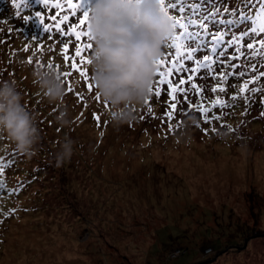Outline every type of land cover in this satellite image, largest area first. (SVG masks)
I'll return each instance as SVG.
<instances>
[{
  "label": "rangeland",
  "instance_id": "obj_1",
  "mask_svg": "<svg viewBox=\"0 0 264 264\" xmlns=\"http://www.w3.org/2000/svg\"><path fill=\"white\" fill-rule=\"evenodd\" d=\"M59 2L62 8L54 11L51 4L45 8L41 0H26L27 9H21L17 17L12 0H0V84L16 83L21 102L39 129V141L31 154L18 152L0 131V147L5 148H0V164L6 179L11 188L22 185L10 199L0 197V264H147L149 254L160 255L168 264H189L194 259L195 264H264V94L248 92L247 102L237 99L227 108L213 109L221 120L210 124L203 123L199 113L188 109L178 96L180 103L169 121L164 117L169 111L167 85H161L159 97L149 93L147 103L126 106L135 119L117 126L109 116L111 105L105 107L102 97L96 101L88 90L91 83L97 92L90 64L80 65L88 73L87 81L76 72L64 77L62 73L70 71L71 64L62 56V37L55 31L47 35L33 15L41 13L50 29L56 27L51 17L66 15L69 19L60 26L67 31L83 12L90 11L95 0H72L80 3L75 15L67 8V0ZM147 2L153 4V0ZM207 2L214 12L228 8L232 14L235 9L253 18L261 4V0ZM188 5L184 6L185 19L192 16L187 11L192 1ZM219 14L221 19L226 15L223 11ZM28 15L31 19L25 23L23 17ZM232 20L237 21L233 27H212V22L209 27L225 32V41L239 35L237 29L250 31L251 21H240L238 16ZM87 23L89 20L80 26L82 30H87ZM190 30L198 31L196 27ZM175 35L177 30L171 36ZM250 37L255 39L246 36L244 41ZM69 39L67 54L72 57L76 41ZM82 41L92 44L87 37ZM240 44L244 55L233 47L234 60L231 47L221 45L218 50L231 54L235 68L228 60L227 67H213L217 73L234 70L243 71L245 76L228 77L225 86L232 87L227 94H213L209 89L217 81L211 73L200 70L195 82L204 87L205 97L219 95L229 100L243 80L253 76L248 50L243 41ZM91 50L82 53L85 60L90 59ZM162 51L159 60L174 52L166 46ZM210 53L209 47L202 46L197 57ZM258 59L257 73L264 71V59ZM182 63L185 68L195 67L193 61ZM48 64L64 81L65 95L58 102H49L34 76L49 69ZM188 75L185 71L170 78ZM157 79L154 76L153 88ZM68 84L72 91H68ZM249 87H264V80ZM77 93L83 95V102ZM189 95L192 103L200 102L191 90ZM208 103L205 99L204 104ZM61 111L67 113V125L57 122ZM66 139L73 141V154L57 166L56 154ZM10 210L15 211L5 216ZM133 242L136 250L131 254L135 256L129 259L122 249ZM220 243L217 251L203 247L216 248ZM177 246L189 250L172 259L179 251L170 249ZM198 254L200 260L196 259Z\"/></svg>",
  "mask_w": 264,
  "mask_h": 264
},
{
  "label": "clouds",
  "instance_id": "obj_2",
  "mask_svg": "<svg viewBox=\"0 0 264 264\" xmlns=\"http://www.w3.org/2000/svg\"><path fill=\"white\" fill-rule=\"evenodd\" d=\"M92 35L90 68L97 93L111 105L110 119L117 126L130 123L135 114L126 106L142 105L149 95L156 73V61L163 55L165 41L172 35V21L159 3L147 0H95L89 11ZM49 102L61 101L64 81L50 69L34 73ZM14 81L0 84V131L16 150L31 154L39 141L35 119L22 104ZM66 111L57 116L67 125ZM195 123L193 119L191 121ZM73 141L66 139L56 154L57 166L70 160Z\"/></svg>",
  "mask_w": 264,
  "mask_h": 264
},
{
  "label": "snow or ice",
  "instance_id": "obj_3",
  "mask_svg": "<svg viewBox=\"0 0 264 264\" xmlns=\"http://www.w3.org/2000/svg\"><path fill=\"white\" fill-rule=\"evenodd\" d=\"M12 2L17 9V17L21 15V9L26 10L28 7L26 0H12ZM243 2L248 3V0H243ZM158 3L161 9L165 12V14L168 15L169 19L172 21L173 30L178 31V35L170 36L164 43V46H166L170 50H174V52L170 51L167 54L166 59L156 61L157 68L161 70H158L155 73V76L158 77V79L155 81V88L151 87L149 90V93L154 92V95L156 97H159L161 95L160 86L167 85L169 111H166L164 113V117H166L167 120L170 121L176 114L177 103H180V101L177 99L178 96H182L183 101L188 104V109L199 113L203 123L210 124L213 121L221 120V115L213 112V109L227 108L229 107L230 101L234 102L237 99H244L247 102L250 99V97L246 95V93L248 92L256 93L259 91L264 94V87H261L259 89L256 87H249L250 84L254 85L258 80H264V71L257 73L256 66L251 64L249 65V67L253 69V76L250 79L243 80L237 90V93L232 95L229 100L221 99L219 95H216L215 99L205 97L204 87L195 82V74H198L201 69H204L207 73H211L212 79L217 81V83L212 86L209 91L213 94L224 93L226 95L228 87H232L231 85H227V87L225 86L227 84L228 77L234 74L244 77L245 73L243 71H240L238 73H232L231 71L217 73L213 65L222 66V64L218 62L215 57L223 56L225 59H228L227 53L223 50L218 52V48H221V45L234 47L236 53L244 55V53L241 52L240 42L244 41V38L246 36H252L255 39L253 42L244 41V47H246V49L249 50L252 55L261 56V58L264 59V38H261L262 36H264V0H261L259 12L256 13L255 18L250 17L238 10H231L233 15L239 17L240 21H251V23L248 25V29H250V31L237 29L239 35H231L227 39V41H225L224 39L226 33L220 30H217L215 33H213L209 27V23L212 22V27H215L216 24H220L221 26L235 24L237 22L236 20L226 18H222L219 20L215 19V17L221 11L228 13L230 11L228 8L218 9L215 13L209 11L208 14L203 15L202 18L194 19L192 18V16H195L200 9V5L197 0V3L193 4L191 8L187 9V11L192 13V16H189L187 19H185L183 14L185 13L186 9L184 6H182L183 0H172V2L167 4L165 0H158ZM41 4L45 6V8H47L51 4V7L54 11L60 10L62 8L59 0H57V2L55 3H52V0H41ZM67 8L73 10L72 14L75 15V10L80 9V3L74 4L72 0H67ZM172 9L178 10L179 19L177 18V16L169 14L170 10ZM33 15L38 17L39 22L43 25L44 31L47 33V35H50L51 31H55L58 36L62 37V39L60 40V45L62 46V56L66 62H69L71 64V70L62 73V75L64 77H71L73 73L76 72L79 73V75L87 81L88 73L80 65L84 63H91L90 59H84L82 53L88 49H91L93 45L91 43H84L82 41V37H87L88 41H92V35L89 31V23H87V30H82L80 26L85 25L89 20V12H83L78 23H72L70 26H67V31H65L64 27L60 26L64 21L69 19V17L66 15L58 14L51 17L53 23L56 24V27L54 29H50V25L45 22V17L41 13L36 12ZM30 19V15L23 17L25 23H27ZM193 26H195L198 31H191L190 28ZM205 33L207 34L208 43L211 44V55L204 54L203 58L200 59L197 57V53L200 51V48L202 46H207L204 41ZM71 37H74L76 41L75 55L72 57L67 54L68 43H70L69 38ZM257 43L259 44L258 48L256 47ZM28 50L29 49L25 47L24 51L27 52ZM76 57H79V61H77ZM236 58L237 57L233 55L231 59L234 60ZM183 60L193 61L195 67L185 68L184 64L182 63ZM32 62L33 61L31 57H29L28 63L31 64ZM229 63L230 67H236V65L232 64L231 61ZM40 67H43V65H40ZM47 67L51 69L52 65L48 64ZM185 71L189 72V75L186 78L184 76H180L176 80H172L170 78L174 73H181ZM59 76L61 77V74H59ZM185 85H188V87H185ZM87 87L88 90L92 92L95 100L100 101L101 97L97 92L93 90L91 83H88ZM189 90H191L193 94L200 98L199 103H192L189 95ZM68 91H72L71 84H68ZM76 95L78 99L81 100V102L84 101V97L82 94L77 93ZM205 99L209 100L207 106L204 104ZM145 103H147V101H145ZM104 104L105 107L108 106L107 102H104ZM151 111V108H149L148 112L151 113ZM261 115L264 116V112H262ZM96 119L99 121V116H97ZM171 130L172 129L170 127V131ZM213 131H215L214 128ZM9 163H11V158H9ZM4 171L5 169L3 164H0V174H3ZM0 186H4L3 180H0ZM20 187H22V185L18 184L16 187L8 191L7 194H15L19 191ZM14 211L15 210H10L9 212L4 213V215L9 216L13 214Z\"/></svg>",
  "mask_w": 264,
  "mask_h": 264
},
{
  "label": "trees",
  "instance_id": "obj_4",
  "mask_svg": "<svg viewBox=\"0 0 264 264\" xmlns=\"http://www.w3.org/2000/svg\"><path fill=\"white\" fill-rule=\"evenodd\" d=\"M190 1H192V3L193 4H195V3H197L195 0H183V5L182 6H185V5H188V2H190ZM170 2H172V0H168V3H170ZM198 2H199V5H200V9H199V12H197L196 13V15H195V18H202V16L203 15H206V14H208V12L209 11H211V12H214V10H213V5L211 6V4H210V2H207V4H205V0H198ZM156 3H158V0H153V4H156ZM206 5H209V7L208 6H206ZM189 6V5H188ZM201 10V11H200ZM172 14H173V16H177L178 18H179V15H178V10L177 9H172V12H171ZM186 13V12H185ZM184 13V14H185ZM215 13V12H214ZM188 14H189V12H188ZM226 15L225 16H222V18H226V19H231L232 20V17H234L235 15H233V14H230V13H225ZM215 19L216 20H219V19H221V17H220V14H218L216 17H215ZM217 25V24H216ZM228 26V25H227ZM229 26H231V27H233V25H229ZM194 28H195V26H193ZM197 29V28H196ZM211 29V28H210ZM218 29V28H217ZM198 30V29H197ZM218 30H220V29H218ZM211 31L213 32V33H215L217 30H215V29H211ZM206 36H205V38H204V41H205V44L207 45L206 46V48H208L209 47V49L211 48V44L210 43H208V39H207V34H205ZM245 41H254V40H252V38L250 37V38H246L245 39ZM244 42V41H243ZM205 47V46H204ZM232 49H231V54L233 55L235 52H234V48L233 47H231ZM220 48H218V50H219ZM199 53H200V51H199ZM230 53L228 54V59H225L223 56H216L215 57V59L218 61V62H220L221 64H222V66H225V67H227L226 65L228 64V61H231V59L229 58L230 57V55H231ZM210 55H211V53H210ZM248 55H249V58H250V64H252V65H257L256 63H258L259 62V56H254V55H252V53L248 50ZM203 58V57H202ZM202 58H200V59H202ZM228 60V61H227ZM240 64L241 63H239L238 65L240 66ZM263 65V64H262ZM213 66H216V65H213ZM201 70H203V71H205L204 69H201ZM230 71H232V70H230ZM206 72V71H205ZM204 72V73H205ZM233 72H234V70H233ZM232 72V73H233ZM248 73H251V72H248ZM174 76V74L171 76V77H173ZM179 75L177 74L176 75V77H178ZM230 76H232V75H230ZM229 76V77H230ZM0 148H2V150H4L5 148L4 147H0ZM1 158H2V156H0V161H1ZM3 163H5L4 161H2ZM0 180H3L4 181V186H0V192H1V198H5V199H10L13 195H9V194H7L8 193V191H10L12 188L10 187V183H9V181L6 179V175H5V172L3 173V174H0ZM231 244H233V243H231ZM221 245H222V243H220L216 248H214L213 246H211V245H206V246H203V247H209L211 250H214V251H217V250H219V248L221 249ZM135 247V248H134ZM187 248V247H186ZM120 249V248H119ZM132 249H135L136 250V246L134 245V242L132 243V244H130L129 245V243H128V245H126V246H124V250L122 249V253H125V254H127L128 255V257H129V259H132V257H134L135 255H133V254H131V252H132ZM175 249H177L179 252L177 253V254H175V256H173L174 258H172V259H177L178 257H180L181 255H183L184 253H187V251L189 250H185V247H181V246H177V247H174V248H172V249H170L171 251L173 250H175ZM139 249H138V247H137V251H138ZM169 250V251H170ZM171 251H170V253H171ZM202 251H204V250H202ZM175 252V251H174ZM168 253V252H167ZM200 253V252H199ZM159 254V253H158ZM141 256H143L142 255V253L140 254ZM139 255V256H140ZM152 255V254H151ZM141 256H140V258H141ZM156 256V257H155ZM155 256H150V254L148 255V256H146V260H147V262L149 263V264H168V262H166L164 259H163V257H161L160 258V255L158 256V255H155ZM198 256H200V254H198L197 255V257H196V259H199V257ZM200 260V259H199ZM147 263V264H148ZM195 263H197L196 262V260L194 259L191 263H189V264H195ZM187 264V263H186Z\"/></svg>",
  "mask_w": 264,
  "mask_h": 264
},
{
  "label": "bare ground",
  "instance_id": "obj_5",
  "mask_svg": "<svg viewBox=\"0 0 264 264\" xmlns=\"http://www.w3.org/2000/svg\"><path fill=\"white\" fill-rule=\"evenodd\" d=\"M137 149V148H136Z\"/></svg>",
  "mask_w": 264,
  "mask_h": 264
}]
</instances>
